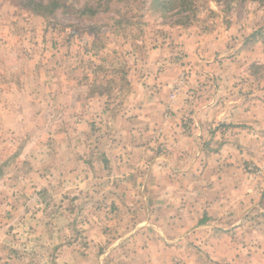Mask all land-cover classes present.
Wrapping results in <instances>:
<instances>
[{
    "label": "rangeland",
    "instance_id": "1",
    "mask_svg": "<svg viewBox=\"0 0 264 264\" xmlns=\"http://www.w3.org/2000/svg\"><path fill=\"white\" fill-rule=\"evenodd\" d=\"M31 1L0 0V264H264V0ZM226 170L228 258L146 208Z\"/></svg>",
    "mask_w": 264,
    "mask_h": 264
},
{
    "label": "crops",
    "instance_id": "2",
    "mask_svg": "<svg viewBox=\"0 0 264 264\" xmlns=\"http://www.w3.org/2000/svg\"><path fill=\"white\" fill-rule=\"evenodd\" d=\"M141 156V155H140ZM143 157H141L142 159ZM240 173L243 174L244 170L240 169ZM208 170L205 173V176H217L219 173L218 169H209V173L207 175ZM228 170L225 171L226 180L224 179L223 181H220L214 184L216 187V190L212 192V196L209 198H206L204 195L199 197H196L193 203V205L189 206L187 204H184L183 201H176V197H172L169 195L170 189L172 192V189L175 188L176 193L182 192L183 187L179 184L176 185H171V187H168L170 185L169 182L160 180L157 181V177H154L152 173H150L147 183L145 186H147V189H145V194L147 192L152 191V187L155 185L159 186L160 184V201H156L157 199L153 197H147L146 196V208L151 209L154 207L155 204H161L160 206L164 209H171V214L169 213L168 216L171 218H174L176 216L177 220H175L176 223H181L185 224L188 223L189 221H193V219H187L180 221L187 213L192 206H195L196 209H202L204 208V211H202L201 215L199 217H195L196 220V225L198 231L195 235L198 236L200 239V242L207 245L208 241L213 240L215 243L212 245H209L208 248L211 250L209 254L214 255L215 257L221 258L225 257L228 258V252H230L233 247H238L236 243L234 242L233 239V233L228 232V228L230 230H237L240 228H244V221L242 223H238V221L231 219L228 215V175H227ZM136 176V174L134 173ZM147 179V178H146ZM145 188V187H144ZM226 188V190H225ZM173 193V192H172ZM182 213H184V209L187 211L184 214H181L178 212V210ZM176 212V214H175ZM194 220V221H195ZM185 222V223H184ZM222 229V230H221ZM186 230H182V232H185ZM195 232H191L190 234H193ZM185 233H183V236ZM189 235V234H188ZM187 237V235H186ZM231 237V239H230Z\"/></svg>",
    "mask_w": 264,
    "mask_h": 264
},
{
    "label": "trees",
    "instance_id": "3",
    "mask_svg": "<svg viewBox=\"0 0 264 264\" xmlns=\"http://www.w3.org/2000/svg\"><path fill=\"white\" fill-rule=\"evenodd\" d=\"M182 2H185V0H182ZM30 3L32 4L33 12L36 14L48 12L47 10H51L50 12H54L56 9L62 7L61 3L58 0H49L46 4L32 0ZM161 4L165 5L164 3ZM189 10H192V8L189 7ZM193 17L194 14L188 15L186 17V21H182V23L185 24L187 21L192 20Z\"/></svg>",
    "mask_w": 264,
    "mask_h": 264
}]
</instances>
